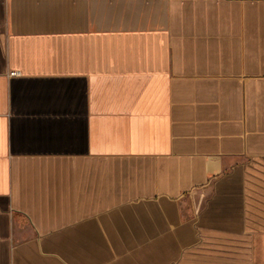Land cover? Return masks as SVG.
<instances>
[{
    "label": "crops",
    "instance_id": "crops-1",
    "mask_svg": "<svg viewBox=\"0 0 264 264\" xmlns=\"http://www.w3.org/2000/svg\"><path fill=\"white\" fill-rule=\"evenodd\" d=\"M0 264H264V0H0Z\"/></svg>",
    "mask_w": 264,
    "mask_h": 264
}]
</instances>
